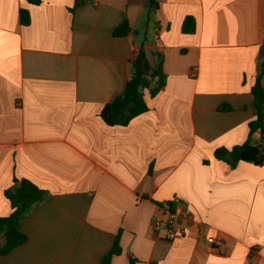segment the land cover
Instances as JSON below:
<instances>
[{
    "label": "crops",
    "instance_id": "crops-1",
    "mask_svg": "<svg viewBox=\"0 0 264 264\" xmlns=\"http://www.w3.org/2000/svg\"><path fill=\"white\" fill-rule=\"evenodd\" d=\"M40 1L0 0V216L15 178L48 194L0 264H101L120 231L111 264H264V165L215 158L248 139L263 146L264 126L250 136L248 125L264 0H156L149 19L148 0ZM125 22L129 36L114 37ZM141 46L152 65L163 57L166 84L147 113L109 127L100 115ZM175 200L193 219L168 241L153 222Z\"/></svg>",
    "mask_w": 264,
    "mask_h": 264
},
{
    "label": "trees",
    "instance_id": "trees-1",
    "mask_svg": "<svg viewBox=\"0 0 264 264\" xmlns=\"http://www.w3.org/2000/svg\"><path fill=\"white\" fill-rule=\"evenodd\" d=\"M85 0H77L83 3ZM30 4L38 5L40 0H28ZM158 7L156 0H148L147 18H150V12ZM20 23L22 26H29L30 16L26 10L20 11ZM182 31L185 34H194L196 31L195 20L187 17L182 25ZM131 28L128 22L115 29L113 36L116 38L128 37ZM156 57L152 65L147 58L146 52L141 46L136 58L132 62V77L126 84L124 92L108 103L102 113L101 119L109 127H127L135 118L147 113L149 105L146 97L154 98L165 86L166 76L163 72V57L154 54ZM153 71L151 74L150 71ZM159 77L156 87L150 90V85L154 82V78ZM264 77V64L261 73L256 78L255 84L251 89V94L255 100L257 110L256 118L248 125L250 136L256 131H263L264 126V86L262 80ZM145 78L143 84L144 91L139 92L142 79ZM219 111L228 112L232 108L228 105L220 106ZM263 146L257 147L248 139L245 143L235 146L228 150L220 148L215 151V158L222 161L232 168L239 163H252L256 166L264 165V138L262 137ZM152 171V165L149 168V174ZM5 197L11 205V213L8 216H0V236L4 235L6 239L5 245L1 248V256L9 255L13 250L22 246L27 242V236L20 230V224L27 218L32 208L36 207L47 198L48 194L41 190L32 182L22 179H14L13 187L4 192ZM121 231L116 236L112 249L105 255L101 264H111L115 256L121 254L120 247Z\"/></svg>",
    "mask_w": 264,
    "mask_h": 264
},
{
    "label": "built area",
    "instance_id": "built-area-1",
    "mask_svg": "<svg viewBox=\"0 0 264 264\" xmlns=\"http://www.w3.org/2000/svg\"><path fill=\"white\" fill-rule=\"evenodd\" d=\"M179 201L167 202L161 205L162 217L153 222V229L157 234L162 233L163 238L168 241H174L183 237L186 229L181 225L182 221H191L192 215L189 211L178 206ZM207 242L214 246L220 247L222 240L208 238Z\"/></svg>",
    "mask_w": 264,
    "mask_h": 264
},
{
    "label": "water",
    "instance_id": "water-1",
    "mask_svg": "<svg viewBox=\"0 0 264 264\" xmlns=\"http://www.w3.org/2000/svg\"><path fill=\"white\" fill-rule=\"evenodd\" d=\"M150 73L152 74L153 71L151 70ZM159 81V77L154 78V82L150 85V90H153L156 87V83ZM145 82V78L142 79L141 86L139 88V92L142 93L144 91L143 84Z\"/></svg>",
    "mask_w": 264,
    "mask_h": 264
}]
</instances>
